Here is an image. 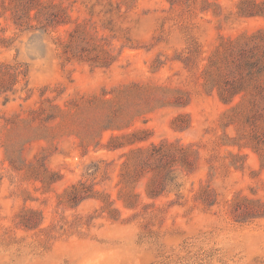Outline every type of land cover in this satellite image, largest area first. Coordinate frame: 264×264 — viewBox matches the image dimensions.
<instances>
[{
    "label": "rangeland",
    "instance_id": "obj_1",
    "mask_svg": "<svg viewBox=\"0 0 264 264\" xmlns=\"http://www.w3.org/2000/svg\"><path fill=\"white\" fill-rule=\"evenodd\" d=\"M51 1L66 7L71 20L55 31L20 32L0 16V41H10L9 47L0 43V63H24L30 89L26 100L20 91L9 92L8 99L0 95V264H264V218L238 223L229 211L237 192L264 200V170L248 149L242 168L229 165L227 150L237 148L221 146L224 132L235 134L233 126H221L227 106L201 85L202 70L220 39L264 28V18L238 17L239 0H209L217 4L218 15L200 11L201 0L173 5L168 0ZM76 22L118 54L110 67L62 61L56 36L66 37ZM161 87L178 89L176 95L188 104L154 105ZM42 91L64 110L48 123L49 140L33 137L44 125L31 113L40 107ZM106 98L122 106L116 120L129 118L130 125L104 131L99 142L111 132L145 129L149 138L143 144L166 139L197 145V170L178 180L182 205L168 206L176 198L173 188L155 201L143 199L154 204L146 210L121 208L117 220L102 213L94 199L75 207L61 202L65 189L78 180L116 196L121 151H95L83 144L89 130L115 109ZM178 114L188 115L186 130L172 128ZM19 156L26 162L42 156L60 179L42 187L11 168L8 158ZM200 183L214 190V206L192 201L190 190ZM24 208L42 213L40 229L18 225Z\"/></svg>",
    "mask_w": 264,
    "mask_h": 264
},
{
    "label": "trees",
    "instance_id": "obj_2",
    "mask_svg": "<svg viewBox=\"0 0 264 264\" xmlns=\"http://www.w3.org/2000/svg\"><path fill=\"white\" fill-rule=\"evenodd\" d=\"M168 1L173 5L176 0ZM216 5L209 0H201L200 11L212 10L214 15H218ZM236 15L241 18H264V1L257 3L254 0H239ZM0 16L9 18L20 32L55 31L71 22L66 7L51 0H0ZM0 43L2 47L10 46L8 39L3 38ZM55 43L64 63H85L107 68L118 57L108 42L103 43L102 38L93 36L84 24L78 22L67 30L66 37L56 36ZM201 78L205 92L215 93L227 106L222 114L221 126L224 130L233 126L235 134L230 136L224 132L221 146L237 148L236 151L227 150L229 165L235 169L242 168L248 155L244 150L248 149L257 156L260 170H264V28L234 38L222 37L208 57ZM21 82L22 86L16 89L15 85ZM132 86L137 87V84ZM160 90L162 94L154 100V105L184 107L188 104L186 97L176 95L178 89L161 87ZM17 91L25 94V100L30 97L26 65L21 62H1L0 95L8 99L9 92L14 94ZM44 93L42 91L40 94V107L31 111L32 117L40 116L44 123L33 137L49 140L53 134L48 123L62 116L64 110L44 96ZM170 93L175 95L171 96ZM104 101L110 102L115 109L99 125L89 130V136L83 144L85 149L92 145L95 151H121L118 156L121 162L116 196L112 197L105 190L96 189L95 184L78 180L65 189L61 202L75 207L85 200L94 199L100 202L102 213L117 220L121 208L135 210L141 205L146 210L154 204L145 203L143 199L155 201L173 188L176 190V198L169 201L168 206L182 205L179 193L182 183L178 180L197 170L200 160L197 145L166 139L143 144L149 138L145 129L120 134L111 132L107 141L101 143L98 138L104 131L121 130L130 125L129 118L116 120L122 113L121 105L114 103L112 98ZM171 125L175 131L186 130L190 126L188 115H176ZM41 158L36 157L34 162H26L20 156L8 160L13 170L23 172L26 178L39 181L42 187L48 188L60 179V174L47 168ZM138 184H142V191L137 190ZM190 191L193 192L192 201L205 208L217 203L216 194L208 184L200 183L196 190ZM229 211L232 219L238 223L262 219L264 200L237 192L229 201ZM42 221V213L33 208H24L18 214V225L26 230L40 229Z\"/></svg>",
    "mask_w": 264,
    "mask_h": 264
}]
</instances>
